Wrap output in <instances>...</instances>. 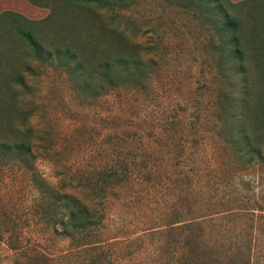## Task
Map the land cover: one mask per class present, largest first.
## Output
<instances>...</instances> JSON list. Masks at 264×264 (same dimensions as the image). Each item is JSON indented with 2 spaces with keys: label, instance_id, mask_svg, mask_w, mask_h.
Wrapping results in <instances>:
<instances>
[{
  "label": "rangeland",
  "instance_id": "obj_1",
  "mask_svg": "<svg viewBox=\"0 0 264 264\" xmlns=\"http://www.w3.org/2000/svg\"><path fill=\"white\" fill-rule=\"evenodd\" d=\"M35 1L29 15L0 13V124L9 125V110H24L42 140L30 151L33 171L85 205L99 201L83 197L87 176L110 167L118 182L98 193L93 246L75 247L38 221L29 174L0 160V210L14 223L8 240L1 233L0 264H264V161L238 162L215 123L216 94L228 85L216 69L221 14L188 0H115L101 19L86 13L74 25L81 35L69 34L74 49L87 56L98 36L111 50L124 38L141 63L131 77L96 81L84 97L20 36L61 0ZM220 3L244 32L264 12V0ZM40 29L45 46L53 38ZM11 238L17 250L8 249Z\"/></svg>",
  "mask_w": 264,
  "mask_h": 264
},
{
  "label": "trees",
  "instance_id": "obj_2",
  "mask_svg": "<svg viewBox=\"0 0 264 264\" xmlns=\"http://www.w3.org/2000/svg\"><path fill=\"white\" fill-rule=\"evenodd\" d=\"M117 1V0H116ZM115 0H61L59 10L48 8V14L37 21H28L36 31L27 29L20 31V36L34 54H44L46 59L52 61L56 68H61L68 75L72 89L84 97L95 94L91 86L96 81L102 80L104 84L125 73L131 77L138 70L141 63L139 55L134 54L135 45L127 44L124 38L116 42L114 50L108 48L107 36H98L104 40H97L93 44L90 55H83L71 46V42L81 35L76 30L79 20L86 13H91L101 19L99 11L109 9L116 3ZM200 4L210 12H218L216 18L217 28L215 33L219 40L217 71L222 81L228 85L221 88L216 94L215 123L225 141L229 151L244 165L264 161V12L257 19L252 18L254 26L245 31L234 16L225 12L221 0H188ZM214 4V5H212ZM62 5L72 9V14L67 15ZM231 5V4H229ZM211 6V7H210ZM233 6V5H231ZM65 7V8H66ZM233 8V7H232ZM51 9V10H50ZM73 9L78 12H73ZM80 12H82L80 14ZM55 26L57 31L52 29ZM65 26L67 29L63 28ZM108 27L99 23L95 28L98 33ZM51 33L52 40L42 43L40 33ZM107 31H112L110 28ZM71 36H70V35ZM244 42H247L244 44ZM247 45V46H245ZM128 51V52H127ZM51 58V59H49ZM22 79V78H21ZM21 79L16 80L22 84ZM127 78H124V80ZM132 80V79H129ZM9 125L3 128L0 124V160L20 167L27 172L30 182L35 189L36 198L33 208L38 221L48 227H58L61 236L69 239L75 247L81 245L93 246L94 238L102 224L103 212L100 199L104 188L109 184L118 182L117 171L114 168L96 172L92 177L87 176L85 187L88 191L83 194L87 202L74 198L66 192H60V186L54 187L33 171L31 149L39 152L41 142L40 131L25 122L26 112L22 109L9 110ZM16 123V125H15ZM6 132V133H5ZM46 152V149L43 150ZM48 154V153H47ZM65 180L69 181L68 178ZM66 187H73L66 183ZM83 184V183H82ZM84 188V186H83ZM82 188V189H83ZM102 195L98 197V193ZM92 206V204H94ZM1 211V210H0ZM1 233L6 232L7 240L14 232V223L3 210L0 212ZM6 222V224L2 223ZM19 242L14 238L9 239V250H17ZM94 261L97 263V258ZM40 264H51L46 258L37 259Z\"/></svg>",
  "mask_w": 264,
  "mask_h": 264
},
{
  "label": "crops",
  "instance_id": "obj_3",
  "mask_svg": "<svg viewBox=\"0 0 264 264\" xmlns=\"http://www.w3.org/2000/svg\"><path fill=\"white\" fill-rule=\"evenodd\" d=\"M230 3L234 4L239 0H228ZM35 0H0V13L10 12L21 15H29L37 9L33 3ZM35 6V7H34ZM42 8L41 6H39ZM45 8L42 10L44 11ZM40 10V9H39Z\"/></svg>",
  "mask_w": 264,
  "mask_h": 264
}]
</instances>
